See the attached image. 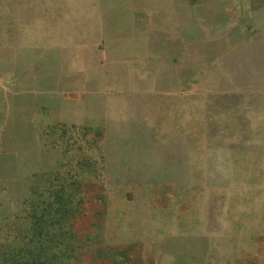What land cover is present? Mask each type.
I'll return each instance as SVG.
<instances>
[{
  "label": "crops",
  "instance_id": "0c3cea01",
  "mask_svg": "<svg viewBox=\"0 0 264 264\" xmlns=\"http://www.w3.org/2000/svg\"><path fill=\"white\" fill-rule=\"evenodd\" d=\"M67 3L42 16V46L32 45L0 84V114L11 128L1 145L7 137L9 147L30 139L41 159L59 160L87 144L102 152L130 131L156 136L145 128L151 119L207 122L196 148L200 172L197 160L179 182L185 193H133V204L152 214L185 212L209 264H242L243 257L264 264V200L256 187L264 164L254 146L210 140L223 137L210 122L247 117L221 108L228 94L250 99L259 81L264 89V0ZM43 118L49 123L41 125ZM170 195L178 203L163 200Z\"/></svg>",
  "mask_w": 264,
  "mask_h": 264
},
{
  "label": "rangeland",
  "instance_id": "374dc122",
  "mask_svg": "<svg viewBox=\"0 0 264 264\" xmlns=\"http://www.w3.org/2000/svg\"><path fill=\"white\" fill-rule=\"evenodd\" d=\"M74 1L86 2L0 0V84L9 83L11 65L25 63L36 50L32 45L42 46V16ZM259 82L250 99L227 95L230 104L221 108L247 117L210 122L211 130L217 134L222 129L223 135L210 140L254 146L253 154L264 164V89ZM9 125L0 114V264H209L201 234L193 239L198 225L189 224L185 212L148 213L131 198L133 193L184 194L179 182L197 160L200 172L196 148L207 122L151 119L145 128L156 136L130 131L129 136H113L102 152L87 144L64 159L48 161L36 154L39 146L30 139L9 147L7 137L2 146L1 133H8ZM232 130L242 135L229 137ZM153 179L163 184L145 183ZM256 187L264 200V175ZM242 264H249V258L243 257Z\"/></svg>",
  "mask_w": 264,
  "mask_h": 264
}]
</instances>
